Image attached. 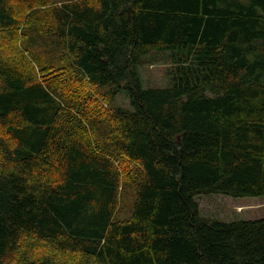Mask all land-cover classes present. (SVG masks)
<instances>
[{
	"label": "trees",
	"instance_id": "trees-1",
	"mask_svg": "<svg viewBox=\"0 0 264 264\" xmlns=\"http://www.w3.org/2000/svg\"><path fill=\"white\" fill-rule=\"evenodd\" d=\"M32 1L0 0V264H264V216L197 199L264 195V0Z\"/></svg>",
	"mask_w": 264,
	"mask_h": 264
},
{
	"label": "rangeland",
	"instance_id": "rangeland-1",
	"mask_svg": "<svg viewBox=\"0 0 264 264\" xmlns=\"http://www.w3.org/2000/svg\"><path fill=\"white\" fill-rule=\"evenodd\" d=\"M65 0H53V2H61ZM29 5V4H28ZM30 16H46L49 4L43 5L40 0H34L29 6ZM25 27H28L26 20L23 22ZM24 27V28H25ZM30 36L27 38L29 41ZM42 41H34V48L37 51L35 56L45 58L44 51L40 49L43 46ZM171 66L170 57L167 53H151L145 56L143 62L139 66V73L141 82L144 87L147 86H168L171 81L167 71ZM88 93L99 100L98 106L94 107L93 114L100 109L109 108L111 104L102 100L101 95L97 92L88 90ZM116 103L120 105H129L127 98L120 94ZM0 132V136H1ZM122 195L120 197L118 214L119 217L128 215L129 208H131L134 197V186L126 183ZM200 211L205 216L216 217L223 220H233L240 218H257L264 216V195L261 196H246V197H232L223 194H202L198 198ZM44 248L39 249L43 251Z\"/></svg>",
	"mask_w": 264,
	"mask_h": 264
}]
</instances>
